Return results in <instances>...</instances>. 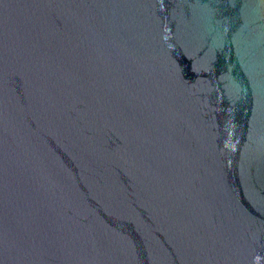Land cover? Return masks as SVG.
Listing matches in <instances>:
<instances>
[{
	"label": "water",
	"instance_id": "1",
	"mask_svg": "<svg viewBox=\"0 0 264 264\" xmlns=\"http://www.w3.org/2000/svg\"><path fill=\"white\" fill-rule=\"evenodd\" d=\"M0 264H264V0H0Z\"/></svg>",
	"mask_w": 264,
	"mask_h": 264
}]
</instances>
